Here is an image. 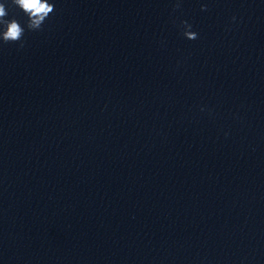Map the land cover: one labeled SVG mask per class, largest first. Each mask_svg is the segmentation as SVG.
Returning a JSON list of instances; mask_svg holds the SVG:
<instances>
[{
    "label": "clouds",
    "instance_id": "obj_1",
    "mask_svg": "<svg viewBox=\"0 0 264 264\" xmlns=\"http://www.w3.org/2000/svg\"><path fill=\"white\" fill-rule=\"evenodd\" d=\"M11 4L18 7L24 15L27 17V21L22 26L15 18L8 20L6 16L8 11L5 3H0V42L4 44L8 43H20V47H24L23 37L25 31H39L49 17L50 13L55 10L53 3H48L47 0H11ZM179 7V4L176 5ZM202 10H206V6L202 7ZM182 26H186L187 30H183V35L188 40H195L198 38V34L191 31L192 25L186 21H182Z\"/></svg>",
    "mask_w": 264,
    "mask_h": 264
}]
</instances>
